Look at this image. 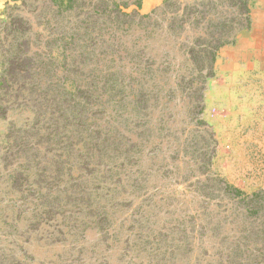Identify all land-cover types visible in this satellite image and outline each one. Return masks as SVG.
<instances>
[{
    "label": "rangeland",
    "instance_id": "rangeland-1",
    "mask_svg": "<svg viewBox=\"0 0 264 264\" xmlns=\"http://www.w3.org/2000/svg\"><path fill=\"white\" fill-rule=\"evenodd\" d=\"M62 1L0 19V264H264V0Z\"/></svg>",
    "mask_w": 264,
    "mask_h": 264
},
{
    "label": "trees",
    "instance_id": "trees-1",
    "mask_svg": "<svg viewBox=\"0 0 264 264\" xmlns=\"http://www.w3.org/2000/svg\"><path fill=\"white\" fill-rule=\"evenodd\" d=\"M67 1V4H73L74 2H76V0H65ZM64 3V0L62 1ZM239 4L241 5V7L243 9H245V13L247 15L246 17V20H248V23H249V20L251 19V15H252V8L250 6V0H239ZM218 23H221V22H218ZM211 44H214L213 46H211L210 48V51L207 53L210 54V58H211V61L214 62L215 59H216V56H217V53L220 51L221 48H223L224 46H226L227 44H229V41L228 40H225L222 38L220 39H217L214 43H211ZM209 56V55H208ZM234 196L237 197V198H240L242 196H244L241 191L239 190H235L234 191ZM260 197V194L258 193H254L250 196H248V202L250 204V202L252 203H256L258 201V198ZM253 206V205H252ZM260 210H257V214H259Z\"/></svg>",
    "mask_w": 264,
    "mask_h": 264
},
{
    "label": "crops",
    "instance_id": "crops-1",
    "mask_svg": "<svg viewBox=\"0 0 264 264\" xmlns=\"http://www.w3.org/2000/svg\"><path fill=\"white\" fill-rule=\"evenodd\" d=\"M20 1L22 0H0V19L3 17V14L7 7Z\"/></svg>",
    "mask_w": 264,
    "mask_h": 264
}]
</instances>
